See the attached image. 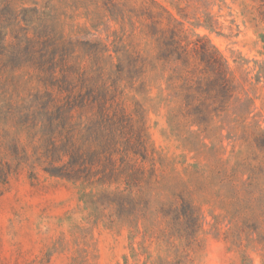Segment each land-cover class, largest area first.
Instances as JSON below:
<instances>
[{"label":"rangeland","instance_id":"obj_1","mask_svg":"<svg viewBox=\"0 0 264 264\" xmlns=\"http://www.w3.org/2000/svg\"><path fill=\"white\" fill-rule=\"evenodd\" d=\"M37 16L52 28L48 57L55 75L67 74L76 86L100 84L98 68L103 79L113 77L122 52L145 60L139 79L145 84L144 93L136 99L143 100L146 111L147 143L169 164L172 182L179 176L183 179L204 220L197 242L187 250V264H239L243 255L262 264L261 244L234 243L230 229L237 226L228 214L224 192L206 186L205 174L219 161L225 168L245 164L244 178L252 183V196L264 190V149L252 135L264 133V0H0V65L17 39L33 36L35 21L28 25L26 20ZM171 33L189 50L202 37L228 61L234 91L221 117L207 129L189 126L184 118L169 125L170 73L161 63L146 67L157 55L158 40ZM95 42L108 51L93 54L88 44ZM17 84L20 97L45 91L39 80L23 77ZM125 106L127 112L133 110L129 102ZM7 128L10 142L16 129L10 121ZM17 136L30 152L28 143L37 138H27L22 130ZM6 141L0 138V157ZM195 163L206 168L195 171ZM196 185L202 191H196ZM97 191L40 169L32 175L21 168L0 180V264H123L132 242L128 228L119 223L109 227L102 218L94 221L82 201L84 194ZM150 251L153 257L163 255L156 246Z\"/></svg>","mask_w":264,"mask_h":264},{"label":"trees","instance_id":"obj_2","mask_svg":"<svg viewBox=\"0 0 264 264\" xmlns=\"http://www.w3.org/2000/svg\"><path fill=\"white\" fill-rule=\"evenodd\" d=\"M34 19L26 20L28 25L35 21L33 36L17 39L0 65V138L6 141L8 137V121L16 129L0 157V180L21 168H28L32 175L40 169L50 177L98 189L84 194L82 201L94 221L102 218L109 227L119 223L128 228L132 242L123 264H187V250L197 242L204 220L183 179L179 176L172 182L169 164L147 143L146 111L143 100L136 99L144 93L145 84L139 79L145 72V60L122 52L113 77L103 79L98 68L100 84L76 86L67 74L55 75L54 63L48 57L51 25L39 16ZM181 44L175 33L158 40L157 55L146 67L161 63L170 73L168 87L173 100L167 113L169 125L173 127L176 118H184L189 126L207 129L214 118L221 117L232 97L229 64L202 37L190 50ZM88 46L93 54L108 51L99 42ZM107 58H112L111 54ZM23 77L42 81L45 91L24 92L20 97L17 83ZM126 102L133 105L132 111L127 112ZM19 130L30 136L27 138H37L29 141L30 152L27 145H20ZM252 135L255 144L264 149V133ZM219 163L208 168L206 186L224 192L228 214L237 226L230 229V236L235 244L257 241L264 249V190L252 196V183L249 177L244 178L245 164L225 168ZM193 166L195 171L206 168L197 163ZM187 172L185 167L184 174ZM194 189L202 191L197 185ZM151 246L163 255L153 257ZM239 264L254 263L243 255Z\"/></svg>","mask_w":264,"mask_h":264}]
</instances>
